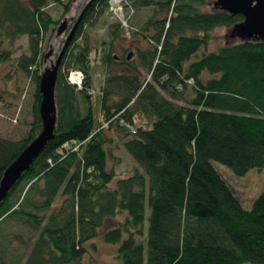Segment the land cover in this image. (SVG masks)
<instances>
[{"label": "trees", "instance_id": "1", "mask_svg": "<svg viewBox=\"0 0 264 264\" xmlns=\"http://www.w3.org/2000/svg\"><path fill=\"white\" fill-rule=\"evenodd\" d=\"M131 1L153 8L134 33L149 47L137 51L138 67L110 52L103 56L100 111L105 124L124 135L138 168L110 187L116 178L108 167L110 139L103 125L97 128L86 93L92 86L89 49L74 37L58 70L55 138L0 206V264H83L99 236L118 246V264H264V188L246 210L212 164L238 177L264 168V40L209 52L214 29H232L241 16L216 8L214 0ZM50 2L66 13L73 0H30V7L0 0V38L12 44L28 37L30 56L18 65L37 85L27 137H0V179L43 129L38 62L44 35L51 39L60 22L46 12ZM108 6V0H93L76 35ZM120 30L119 23L112 26L111 43ZM11 53L0 51V62ZM120 65L129 73H112ZM63 68L83 73L82 89L66 81ZM78 94L88 104L85 115ZM138 113L155 117L152 128H134ZM122 213L124 222L100 232ZM10 221L23 222L29 236H6L2 225Z\"/></svg>", "mask_w": 264, "mask_h": 264}, {"label": "rangeland", "instance_id": "2", "mask_svg": "<svg viewBox=\"0 0 264 264\" xmlns=\"http://www.w3.org/2000/svg\"><path fill=\"white\" fill-rule=\"evenodd\" d=\"M63 3H67L69 0H61ZM92 0H73L68 12L64 13V9L57 3H48L46 12L51 18L56 21H63L67 23L64 34L57 36V30L55 35L50 39V33L44 35L42 48L44 54L48 51H52V58L54 64L59 53L62 51V47L66 41V37L79 15L85 9L89 2ZM24 5L30 7V0H20ZM122 9H117L115 13L108 4V8L105 12L96 16L95 20H92L86 25H83L82 32L79 35H75L77 38V44L89 49L90 59V76L92 80V86L89 88L87 98L91 102V107L96 113L97 128L103 125V130L106 136L110 139L108 148L113 153L114 158L108 161L109 168L114 171L116 178L110 184L111 188H114L116 182L119 179L132 176L135 169L138 168V164L133 161L131 156L125 151L123 146L122 133L118 132L115 127H110L104 122V117L101 108V87L104 85L105 78L107 76V68L103 63V56L111 53L120 62L123 58L128 59L131 65L138 67L139 58L136 56L137 51L140 49H146L149 47L148 43L141 36H137L134 33L137 32L144 25L146 21L153 15L152 6L145 7L136 5L131 0H124L122 3ZM64 14V15H63ZM121 25V32L119 39L112 42L111 30L112 26L117 24ZM58 28V27H57ZM232 29H214L212 33L211 44L208 47L209 52H214L225 44H233L240 42L239 39H231L229 34ZM3 40V41H1ZM57 41V42H56ZM56 42V44H55ZM72 43V42H71ZM29 40L26 35L15 40V42H9L4 37L0 38V51L10 50L11 57L9 60L0 62V137L3 139H9L12 141H22L27 137V134L32 129L34 122V108L36 101V82L33 81L32 74L23 72L19 67V59L24 56H30ZM45 57V55H44ZM43 63L39 58V64L41 74L46 68V62ZM129 57H131L129 59ZM37 67V66H36ZM112 73H129V69L123 66H114ZM34 70V69H33ZM32 70V71H33ZM31 71V72H32ZM81 73L82 82L81 86L73 84V80L78 78V74ZM63 75H65L66 81L76 88V91L82 89L85 80L81 71H73L68 68H63ZM143 80H149L146 72H142ZM79 81V80H78ZM167 98V97H166ZM79 108L82 115L87 112L88 104L80 94H78ZM183 104V102H179ZM155 117L146 116L145 114L138 113L135 117L134 128H152ZM215 170H217L220 178L225 180L231 190L235 192L238 200L241 201L242 208L248 210L254 202V199L263 191L264 188V168L252 169L242 177L236 176L232 171L228 170L221 164L212 162ZM149 208H146V216L148 219ZM126 214L122 213L116 218L108 219L105 221L103 229L100 232H106V230L114 229L116 226L124 222ZM147 224V223H146ZM2 231L6 236L20 235L23 238H27L30 234L27 226L23 222L10 221L6 225H2ZM118 246H114L105 243L101 236L95 238L88 246V252L83 258V264H118L115 255ZM8 253L17 254L8 248ZM20 253V252H19ZM19 256H21L19 254ZM244 264H251L246 262Z\"/></svg>", "mask_w": 264, "mask_h": 264}, {"label": "water", "instance_id": "3", "mask_svg": "<svg viewBox=\"0 0 264 264\" xmlns=\"http://www.w3.org/2000/svg\"><path fill=\"white\" fill-rule=\"evenodd\" d=\"M93 1V0H92ZM91 1V2H92ZM138 1V0H135ZM159 1V0H143ZM88 5L79 15L72 29L67 35V39L62 47V51L56 58L55 64L45 68L40 78L39 93L41 94V104L39 114L43 125L42 131L38 137L29 143L27 148L7 167L0 181V206L8 197L12 189L21 180L24 173L28 172L32 164L39 158V155L48 147L50 141L55 138L54 132L57 127L58 108L56 103V88L59 67L62 63L66 48L74 40L78 26L82 21L83 15ZM214 6L220 10L226 11L232 16H241V22L235 24L229 37L239 39L240 41L264 40V0H214ZM66 21L60 23L57 29V36L65 33ZM52 56V51L45 54L44 61ZM131 57H129L130 59Z\"/></svg>", "mask_w": 264, "mask_h": 264}, {"label": "built area", "instance_id": "4", "mask_svg": "<svg viewBox=\"0 0 264 264\" xmlns=\"http://www.w3.org/2000/svg\"><path fill=\"white\" fill-rule=\"evenodd\" d=\"M123 1L124 0H108V4H111L112 9L116 13L117 9H120V10L122 9V6H121L122 4L121 3ZM71 75H78V78L76 77V79H73V80H77V81H73V84L76 85V86H81V85H79L82 82V78L80 77L81 73L78 72V74H71Z\"/></svg>", "mask_w": 264, "mask_h": 264}, {"label": "bare ground", "instance_id": "5", "mask_svg": "<svg viewBox=\"0 0 264 264\" xmlns=\"http://www.w3.org/2000/svg\"><path fill=\"white\" fill-rule=\"evenodd\" d=\"M56 42H55V44H56ZM53 64H54V60L52 58L48 59V61L46 62V68L51 67Z\"/></svg>", "mask_w": 264, "mask_h": 264}]
</instances>
